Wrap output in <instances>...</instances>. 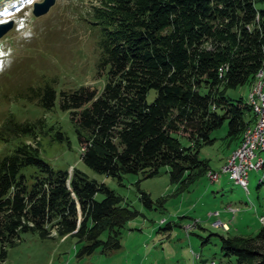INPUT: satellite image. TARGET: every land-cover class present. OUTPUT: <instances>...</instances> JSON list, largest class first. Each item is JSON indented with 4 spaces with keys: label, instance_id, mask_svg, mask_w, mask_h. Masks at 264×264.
I'll use <instances>...</instances> for the list:
<instances>
[{
    "label": "trees",
    "instance_id": "16d2710c",
    "mask_svg": "<svg viewBox=\"0 0 264 264\" xmlns=\"http://www.w3.org/2000/svg\"><path fill=\"white\" fill-rule=\"evenodd\" d=\"M257 2L264 0H98L90 18L100 33V90H56L46 82L29 87L28 98L49 110L57 97L90 170L120 179L151 177L166 166L169 182L186 189L207 169L198 151L216 139L213 131L225 122L223 137L239 144L254 122L252 108L225 91L249 84L264 63V6ZM53 125L9 114L2 127L13 137L35 140L41 132L68 143ZM0 139L7 140L2 133ZM34 143L17 141L0 152V259L22 232L74 237L76 256L117 249L121 228L137 211L76 166H50ZM139 199L149 206L146 194ZM218 238L234 264H264V223L252 235Z\"/></svg>",
    "mask_w": 264,
    "mask_h": 264
},
{
    "label": "rangeland",
    "instance_id": "374dc122",
    "mask_svg": "<svg viewBox=\"0 0 264 264\" xmlns=\"http://www.w3.org/2000/svg\"><path fill=\"white\" fill-rule=\"evenodd\" d=\"M39 1L0 0V23L11 21L0 36V66L4 69L0 71V134L7 139H0V152H10L17 141H38L39 156L50 166H68V170L76 166L87 177L104 183L120 197L121 204L137 214L124 223L119 247L113 251L76 256L74 237L58 238L51 232L41 238L34 232H22L13 244H5L0 264H234L233 256L221 254L218 235H252L264 223L259 221L264 215V165L247 171V191L228 179L225 166L238 141L223 137L224 122L211 134L216 139L200 146L198 157L207 161V169L186 189L169 182L166 166L151 177L128 173L121 174L120 179L87 168L80 161L68 115L57 107V97L54 107L46 110L35 104L36 99L28 98V88L47 82L56 90L77 85L100 90L102 78L95 70L100 33L90 18L91 6L98 0H53L45 13L34 16L32 3ZM256 6L263 7L264 3L257 2ZM261 66L249 84L228 88L225 94L241 97L251 108L246 100L250 91L257 83H262L264 90V63ZM151 98L149 92L147 100ZM9 114L16 122L41 118L45 128L58 122L68 143L51 140L41 132L35 140L7 135L2 125ZM247 114L244 112L243 117ZM180 141L184 142L182 138ZM140 193L147 195L149 206L139 199ZM101 197L95 194V199ZM200 259L206 260L200 263Z\"/></svg>",
    "mask_w": 264,
    "mask_h": 264
},
{
    "label": "built area",
    "instance_id": "2783aa9c",
    "mask_svg": "<svg viewBox=\"0 0 264 264\" xmlns=\"http://www.w3.org/2000/svg\"><path fill=\"white\" fill-rule=\"evenodd\" d=\"M257 95L260 96L259 113L261 114V123L258 126L260 130V138L257 142H255L254 145H246V154L243 162H239L238 165H231L229 158L225 166L226 172L228 173V179L233 183L238 184L245 190H247V171L250 169L256 170V163L258 162V159L264 157V90L262 89V83H260V92L257 93ZM254 146H261L260 154H253ZM232 153H235V151H233ZM261 154H263V156H261ZM259 221H264V217L260 216ZM219 225L223 228H226V224L223 222H219Z\"/></svg>",
    "mask_w": 264,
    "mask_h": 264
},
{
    "label": "bare ground",
    "instance_id": "6f19581e",
    "mask_svg": "<svg viewBox=\"0 0 264 264\" xmlns=\"http://www.w3.org/2000/svg\"><path fill=\"white\" fill-rule=\"evenodd\" d=\"M259 92H260V84L257 83V85L254 86V88L250 91L249 95L247 94L248 98L246 100L252 108L255 122H253L254 124H252L251 127H247L243 131L241 141L233 150V151H235V153H232V155L230 157V164L231 165H238L239 162H243V160L245 158V154H246V145H254L255 142H257L260 138V130L258 127L261 123V114L259 113L260 96L257 95V93H259ZM259 152H261V146H254L253 147V154H259ZM262 158H264V157H262ZM262 158L258 159V162L256 163V170H259V168L261 169L263 167L264 163H263ZM213 178H216L215 174L213 175ZM261 217H263V216H261ZM262 222H264V221H262Z\"/></svg>",
    "mask_w": 264,
    "mask_h": 264
},
{
    "label": "water",
    "instance_id": "95a60500",
    "mask_svg": "<svg viewBox=\"0 0 264 264\" xmlns=\"http://www.w3.org/2000/svg\"><path fill=\"white\" fill-rule=\"evenodd\" d=\"M53 3V0H41L39 2L32 3L31 12L34 16H38L47 11L49 6ZM11 26V21H7L5 23H0V36ZM206 259H200V263H204Z\"/></svg>",
    "mask_w": 264,
    "mask_h": 264
},
{
    "label": "clouds",
    "instance_id": "9594fccd",
    "mask_svg": "<svg viewBox=\"0 0 264 264\" xmlns=\"http://www.w3.org/2000/svg\"><path fill=\"white\" fill-rule=\"evenodd\" d=\"M4 69H3V67L2 66H0V71H3Z\"/></svg>",
    "mask_w": 264,
    "mask_h": 264
}]
</instances>
